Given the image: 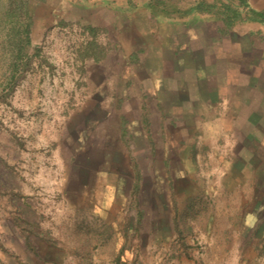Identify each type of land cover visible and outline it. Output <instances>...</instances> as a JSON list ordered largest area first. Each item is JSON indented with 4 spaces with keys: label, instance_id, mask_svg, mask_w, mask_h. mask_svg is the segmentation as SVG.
Masks as SVG:
<instances>
[{
    "label": "rangeland",
    "instance_id": "obj_1",
    "mask_svg": "<svg viewBox=\"0 0 264 264\" xmlns=\"http://www.w3.org/2000/svg\"><path fill=\"white\" fill-rule=\"evenodd\" d=\"M78 1L28 0L14 80L0 10V264H264V24ZM173 52L207 92L154 69Z\"/></svg>",
    "mask_w": 264,
    "mask_h": 264
},
{
    "label": "trees",
    "instance_id": "obj_2",
    "mask_svg": "<svg viewBox=\"0 0 264 264\" xmlns=\"http://www.w3.org/2000/svg\"><path fill=\"white\" fill-rule=\"evenodd\" d=\"M147 0L145 7L152 18L168 19L174 16H187L190 13H200L212 16L221 21L225 30H229L240 21L260 19L264 20V11H256L250 7L247 0ZM0 10L8 28L11 49V63L9 79L14 80L20 70L28 64L27 48L30 44V26L32 16L28 7V0H0ZM84 29L95 36L98 28L84 25ZM90 44L96 45L94 41Z\"/></svg>",
    "mask_w": 264,
    "mask_h": 264
},
{
    "label": "crops",
    "instance_id": "obj_3",
    "mask_svg": "<svg viewBox=\"0 0 264 264\" xmlns=\"http://www.w3.org/2000/svg\"><path fill=\"white\" fill-rule=\"evenodd\" d=\"M81 5L82 8L85 10H91V9H95L98 6H116L117 8L119 6H117V2H113V0H79L78 1ZM247 3L250 5V7L256 11H264V0H247ZM135 15V14H132ZM129 16H127L128 18ZM156 23L159 25V27L161 25H163L164 23V19H156L153 18ZM209 19L208 15H204V14H200V13H192L191 17L188 19V21L190 22V30L192 31L193 34H203V28H198V26L200 25V27L203 25V21ZM192 23V24H191ZM194 23V24H193ZM259 23V25L264 24V20H249V21H240L237 23V25H240L243 27H247L249 32H252L253 29H257V24ZM203 27V26H202ZM161 53H164L167 49L170 50L172 48L171 44L164 41V43H162L161 45ZM201 57V56H200ZM185 58V57H184ZM183 56H176V53L173 52V57H169V58H164L161 56V58H159V63H158V67H155L154 69H160V72H163L162 69H164L166 62L170 61L169 63V67L171 68V71L175 74H177L178 71H182L181 74H183V76H179L177 78H175V75H166L164 73V75H162L165 78H169V82L172 80L177 81V83L182 82L185 84L186 88V95L189 94V92L193 94H198L199 93H205L207 92L206 89L208 88V83L205 82V69L206 67H204L201 63L200 65L197 63V54L194 52L191 55L190 61L188 60H184ZM162 83V82H161ZM166 83V82H165ZM171 83V82H170ZM158 87V89L161 87H159V85H156ZM170 91L169 93H174L173 88H169ZM160 92H161V88H160ZM203 98V97H202ZM204 107V106H203ZM256 212V209L254 210ZM253 210L251 212H254ZM251 214H249L250 216ZM249 218V217H248Z\"/></svg>",
    "mask_w": 264,
    "mask_h": 264
}]
</instances>
